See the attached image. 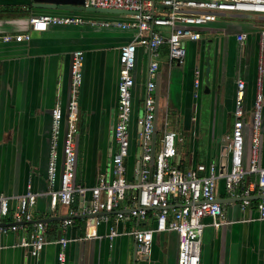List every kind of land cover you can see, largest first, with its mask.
<instances>
[{
	"label": "crops",
	"instance_id": "1",
	"mask_svg": "<svg viewBox=\"0 0 264 264\" xmlns=\"http://www.w3.org/2000/svg\"><path fill=\"white\" fill-rule=\"evenodd\" d=\"M48 12L78 15L85 19L124 20L125 12L88 11L77 7L36 8L32 0H0V193L15 198L24 194L27 184L37 193L34 219L50 218L46 223L47 244L35 260L28 251L12 246L22 232L0 235V264H56L60 237L75 239L65 248V264H177L178 236L175 231L154 233L147 255L137 253L133 263L134 239L106 236L112 224L118 231L132 230L144 222L133 219L103 222L96 227L100 237H85V217L76 214L70 225L61 227L67 207L52 209L47 194L46 178L51 111L56 104L63 112L69 102L71 53H84L83 78L79 93V122L76 138L74 180L83 186L94 184L97 175L110 178L111 158L116 150L113 125L117 107V84L120 47L132 39L133 31L89 24L49 25L45 31H32L28 41L2 40L3 35L29 31L32 15ZM264 13L223 12L215 22L201 29L198 41L185 43L183 63H170L166 46L158 57L159 68L153 80L155 89V133L158 143L164 129L184 137L180 167L214 162L226 171L228 157L221 152L225 136L233 122L236 81L244 86L245 154L247 167L250 146V118L256 93L257 65L263 55ZM246 33L240 44L236 38ZM148 55L136 51L133 69L131 134L136 131V118L142 110V97L147 79ZM199 86L194 88L195 71ZM264 93V71L262 77ZM207 91V92H205ZM197 93L194 96V93ZM60 144V143H59ZM59 166L62 152L59 145ZM132 153V148H131ZM131 155L128 161H131ZM259 166H264V104L262 113ZM132 176V170L127 169ZM254 175L245 177L246 185ZM58 187L55 183L53 189ZM215 197L226 199L221 204L224 222L215 228L206 219L202 234L200 264H264V220L257 219L256 201L241 209L238 198L231 196L222 179H218ZM256 197V195H255ZM90 193L75 195L72 208L77 212L86 204ZM257 200V199H256ZM146 225L152 222L145 223Z\"/></svg>",
	"mask_w": 264,
	"mask_h": 264
},
{
	"label": "built area",
	"instance_id": "2",
	"mask_svg": "<svg viewBox=\"0 0 264 264\" xmlns=\"http://www.w3.org/2000/svg\"><path fill=\"white\" fill-rule=\"evenodd\" d=\"M83 7L119 10L127 14L124 20L85 19L78 15H57L48 12L32 15L29 31L23 34H7L5 42L28 41L32 31H45L49 25L89 24L101 27H116L133 31L132 39L120 47L118 62L117 107L113 125V139L116 144L111 163L110 178L104 180L97 175L92 186L86 187L74 180L76 167V138L79 122V93L83 78L84 53H71L69 102L66 107L65 127L62 130L63 112L56 104L51 111V129L48 142L46 178L49 186L52 209L67 207V218L61 222L64 229L80 214L86 219L85 237H100L96 227L103 222L133 219L142 226L132 230L118 231L110 224L106 236L112 240L118 235L131 236L137 246V253L147 255L154 233L175 231L178 236L177 264H200L202 234L207 226L206 219L215 228L224 222L221 204L216 201L215 188L222 179L228 193L239 199L241 209L256 201L257 219L264 220V166H259L262 113L264 93L262 77L263 55L257 65L256 93L250 118V146L248 165H243L245 154V109L242 79L236 81L233 107V122L225 136L222 156L228 157L226 171H219L216 163H196L192 167H180L179 147L184 137L172 129H164L154 144L155 98L153 77L159 68L158 57L166 46L170 63L181 64L186 57L185 43L198 41L201 29L215 22L223 12L264 13V0H83ZM264 44V31L260 33ZM236 38L240 44L246 33ZM141 48L149 57L147 79L142 97V110L136 118V131L131 134L133 69L136 51ZM199 71H195L194 88L199 86ZM196 92L194 96H196ZM60 143V144H59ZM59 145L62 152L59 166ZM132 148V153H131ZM131 155L132 179L127 175V162ZM254 175L246 185L245 177ZM58 187L53 189L55 183ZM90 193L88 202L79 212L72 208L75 195ZM37 193L27 184L24 194L15 198L0 193V235L24 233L12 246L28 251L37 259L44 247L52 243L46 237V223L35 220ZM152 222L150 225L145 223ZM60 237L56 244V264H65V248L69 241Z\"/></svg>",
	"mask_w": 264,
	"mask_h": 264
},
{
	"label": "water",
	"instance_id": "3",
	"mask_svg": "<svg viewBox=\"0 0 264 264\" xmlns=\"http://www.w3.org/2000/svg\"><path fill=\"white\" fill-rule=\"evenodd\" d=\"M33 1V6L36 8H62V7H77V8H81L84 10H88V11H98V12H123V11H119V10H105V9H96V8H92V7H88V8H84L83 7V0H32ZM199 79V78H198ZM207 92V91H205ZM179 151H180V147H179ZM264 196L262 195H258L255 198H263ZM224 200L226 199H220V198H216V201L219 203H222ZM82 216V215H80ZM66 217H58L57 219H65ZM75 217V216H73ZM84 217V216H82ZM39 221L42 222H48L51 219L50 218H45V219H37ZM133 263L136 259L137 256V246L136 243H134V247H133Z\"/></svg>",
	"mask_w": 264,
	"mask_h": 264
},
{
	"label": "trees",
	"instance_id": "4",
	"mask_svg": "<svg viewBox=\"0 0 264 264\" xmlns=\"http://www.w3.org/2000/svg\"><path fill=\"white\" fill-rule=\"evenodd\" d=\"M132 168H133V162H132V161H128V162H127V169L131 171ZM128 178H129V179H132V176H129ZM253 201H257V200L254 199Z\"/></svg>",
	"mask_w": 264,
	"mask_h": 264
}]
</instances>
